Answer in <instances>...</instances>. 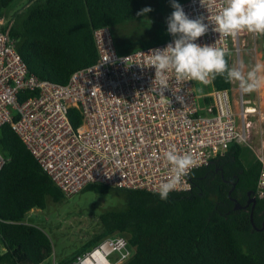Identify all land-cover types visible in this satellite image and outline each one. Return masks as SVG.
I'll list each match as a JSON object with an SVG mask.
<instances>
[{"label": "built area", "instance_id": "obj_1", "mask_svg": "<svg viewBox=\"0 0 264 264\" xmlns=\"http://www.w3.org/2000/svg\"><path fill=\"white\" fill-rule=\"evenodd\" d=\"M178 3L189 18L203 17L207 25L206 33L195 43L227 47L231 67L233 62L240 68L241 39L246 31L229 37L214 31L212 18L223 0H204L205 5L201 0ZM170 15L165 18L166 37L161 43L132 52H117L109 27L94 29L96 60L73 71L65 84L28 72L16 40L9 35L11 23L3 30L6 22L0 17V126L9 123L64 195L78 193L93 183L158 193V185L173 175L164 155L172 145L181 155L191 154L196 162L173 191L189 190L194 169L207 165L232 143L251 146V135H255L262 164L256 195L264 198L261 81L248 94L241 91L238 81H232L229 88L212 89L213 97H203L210 101L204 102L201 113L194 80L177 83L170 72L169 86L161 95L154 82L155 67L148 64L152 50L163 49L175 39L167 31ZM73 107L80 118L76 126L69 117ZM4 164L0 153V171ZM131 253L127 238L114 233L65 264H121Z\"/></svg>", "mask_w": 264, "mask_h": 264}, {"label": "trees", "instance_id": "obj_2", "mask_svg": "<svg viewBox=\"0 0 264 264\" xmlns=\"http://www.w3.org/2000/svg\"><path fill=\"white\" fill-rule=\"evenodd\" d=\"M13 1L0 0V17ZM148 3L150 0H27L17 19L6 22L2 29L11 23L9 35L16 40L29 73L65 84L73 71L96 60L94 29L107 26L112 30L149 16L153 7ZM145 7L152 11L140 14ZM262 57L264 60V42ZM226 60L231 67L229 55ZM231 83L217 76L211 88L225 89ZM69 117L78 125L76 108L70 109ZM0 153L5 157L0 171V264H41L52 253L51 241L40 228L24 223V216L33 208H43L47 197L58 201L64 194L9 123L0 126ZM261 167L249 147L232 143L190 173L189 190L172 191L167 200L151 191L113 187L123 196L126 209L100 215L103 231L56 264H65L114 233L124 235L132 248L121 264H264V228H253L250 205L234 208L235 202L244 205L255 196L253 221L258 228L262 226L264 198L256 195ZM111 187L93 183L83 190L103 192Z\"/></svg>", "mask_w": 264, "mask_h": 264}, {"label": "rangeland", "instance_id": "obj_3", "mask_svg": "<svg viewBox=\"0 0 264 264\" xmlns=\"http://www.w3.org/2000/svg\"><path fill=\"white\" fill-rule=\"evenodd\" d=\"M175 2L177 3L179 0H175ZM148 4L153 7L151 15L127 21L124 27L112 28L118 53L132 52L142 47L156 45L165 39L164 23L166 16L174 10L172 0H150ZM26 5L27 0H14L3 11L4 21L9 22L17 19L18 12L25 9ZM263 42L264 35L247 31L241 39V66L245 74L257 62L264 64ZM232 64V67H237L233 62ZM258 75L262 83L261 94H264V69ZM193 83L196 103L201 113L205 105L204 95L213 97L211 83L208 85H203L198 81ZM261 102L264 109V101ZM252 123L251 120V125ZM250 144L251 156L258 159L257 154L260 153V146L255 135H251ZM125 209V200L115 188L111 187L103 192L85 189L72 195H64L58 201L47 197L43 208H33L25 214L24 223L40 228L48 236L52 244V253L41 264H53L60 259L76 254L103 231L100 215L107 211ZM0 250H2L1 247Z\"/></svg>", "mask_w": 264, "mask_h": 264}, {"label": "clouds", "instance_id": "obj_4", "mask_svg": "<svg viewBox=\"0 0 264 264\" xmlns=\"http://www.w3.org/2000/svg\"><path fill=\"white\" fill-rule=\"evenodd\" d=\"M201 3L204 4V0ZM172 7L174 11L168 17L167 31L175 39L163 49L152 50L148 64L155 67L154 82L157 83L161 95L169 86L170 77L167 74L170 72L174 73L177 83L194 80L208 85L217 76H221L228 83L238 81L245 94L259 87L260 79L257 74L264 69V64L257 62L246 74L242 66L229 67L226 56L230 52L227 47L195 43L207 31L203 17L189 18L175 0H172ZM150 11V7H145L140 10V14ZM212 22L215 25L214 31L220 36H235L243 31L264 35V0H223V6L212 18ZM177 99L183 102V97L178 96ZM164 155L172 165L173 175L166 182L160 183L157 190L160 199L167 200L169 193L176 189L180 178L186 176L196 162L191 154H179L175 145L170 146Z\"/></svg>", "mask_w": 264, "mask_h": 264}, {"label": "water", "instance_id": "obj_5", "mask_svg": "<svg viewBox=\"0 0 264 264\" xmlns=\"http://www.w3.org/2000/svg\"><path fill=\"white\" fill-rule=\"evenodd\" d=\"M231 192V191H230ZM229 192V194H230ZM255 203H256V198L255 196H251L247 199L246 203L244 205H241L240 203L238 202H235V206L234 208H237V209H240V208H246L250 205V220H251V224L253 226V228L255 230H262L264 228V218H263V221H262V226L260 228H258L254 221H253V210H254V206H255Z\"/></svg>", "mask_w": 264, "mask_h": 264}]
</instances>
